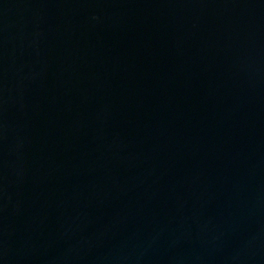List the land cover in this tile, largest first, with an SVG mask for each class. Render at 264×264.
Instances as JSON below:
<instances>
[{
  "label": "water",
  "instance_id": "95a60500",
  "mask_svg": "<svg viewBox=\"0 0 264 264\" xmlns=\"http://www.w3.org/2000/svg\"><path fill=\"white\" fill-rule=\"evenodd\" d=\"M0 264H264V0H0Z\"/></svg>",
  "mask_w": 264,
  "mask_h": 264
}]
</instances>
